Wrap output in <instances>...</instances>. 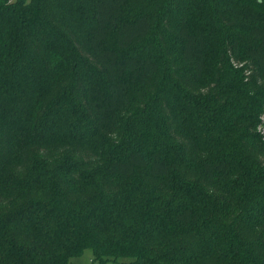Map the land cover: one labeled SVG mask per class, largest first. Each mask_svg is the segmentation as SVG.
<instances>
[{"label": "trees", "instance_id": "1", "mask_svg": "<svg viewBox=\"0 0 264 264\" xmlns=\"http://www.w3.org/2000/svg\"><path fill=\"white\" fill-rule=\"evenodd\" d=\"M264 0H0V264H264Z\"/></svg>", "mask_w": 264, "mask_h": 264}, {"label": "rangeland", "instance_id": "2", "mask_svg": "<svg viewBox=\"0 0 264 264\" xmlns=\"http://www.w3.org/2000/svg\"><path fill=\"white\" fill-rule=\"evenodd\" d=\"M262 121H264V116L261 117ZM259 131L264 134V126L262 124L258 127ZM70 264H97L94 262V254L91 248H86L83 254L79 257H75L72 259ZM107 264H116L113 261L108 262Z\"/></svg>", "mask_w": 264, "mask_h": 264}]
</instances>
